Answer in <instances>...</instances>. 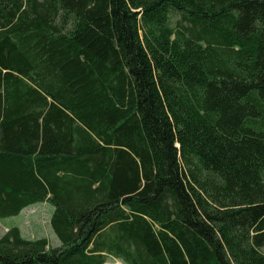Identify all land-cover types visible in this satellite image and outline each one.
Returning a JSON list of instances; mask_svg holds the SVG:
<instances>
[{"label": "trees", "instance_id": "16d2710c", "mask_svg": "<svg viewBox=\"0 0 264 264\" xmlns=\"http://www.w3.org/2000/svg\"><path fill=\"white\" fill-rule=\"evenodd\" d=\"M0 264H264V0H0Z\"/></svg>", "mask_w": 264, "mask_h": 264}, {"label": "crops", "instance_id": "0c3cea01", "mask_svg": "<svg viewBox=\"0 0 264 264\" xmlns=\"http://www.w3.org/2000/svg\"><path fill=\"white\" fill-rule=\"evenodd\" d=\"M42 208L45 209V212L47 214V222L45 225L43 224V219L42 220L40 219L41 216L35 215V213L38 211V209H42ZM23 209H26V235L24 234V230L22 229V227L17 225L20 229L21 235L25 238H33L35 236L34 233H36V230H38V232H41L43 230L46 232L47 235L52 237L54 239V241L56 242V243H53L52 241H50V239L47 237V235H42L50 241L51 244L50 243L49 244L51 246H58L60 244L59 243L60 241L58 240V238H56L57 236L53 232V230L50 226V223H49V219H50L51 214L53 212V207L47 201H41V202L29 204L26 207H24ZM7 228L8 227H5V226L1 227V235L7 230ZM32 230H33V232H32ZM50 232H52L54 236H52L50 234Z\"/></svg>", "mask_w": 264, "mask_h": 264}, {"label": "rangeland", "instance_id": "374dc122", "mask_svg": "<svg viewBox=\"0 0 264 264\" xmlns=\"http://www.w3.org/2000/svg\"><path fill=\"white\" fill-rule=\"evenodd\" d=\"M51 205V204H50ZM41 206V205H40ZM52 206V205H51ZM36 216H41L40 219H43V224L45 225L47 222V214L45 212V209H38V211L35 213ZM38 218V217H37ZM49 219V218H48ZM50 221V219H49ZM50 223V222H49ZM21 226L22 229L24 230V234L26 235V209H23L21 212H19L18 215L16 216H10V217H5V218H0V236H1V227H11V226ZM17 226V227H18ZM7 228V229H8ZM19 228V227H18ZM33 232V230H32ZM21 233V232H20ZM35 236L33 238H39V237H44L42 235H47L45 231H41L38 232V230H36V233H34ZM50 234L52 236L53 233L50 232ZM47 237L50 239V241H52L53 243H56L54 241V239L52 237H50L49 235H47ZM46 238V237H45ZM57 238V237H56ZM48 240V239H47ZM49 241V240H48ZM49 241V243H50ZM60 243V242H59ZM51 244V243H50ZM51 246V245H50ZM54 247V246H53ZM104 264H125L122 260L118 259V258H114L112 256H109L106 259V262Z\"/></svg>", "mask_w": 264, "mask_h": 264}]
</instances>
